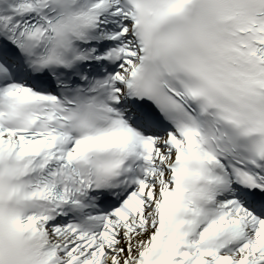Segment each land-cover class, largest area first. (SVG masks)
Returning a JSON list of instances; mask_svg holds the SVG:
<instances>
[{"label": "snow or ice", "instance_id": "1", "mask_svg": "<svg viewBox=\"0 0 264 264\" xmlns=\"http://www.w3.org/2000/svg\"><path fill=\"white\" fill-rule=\"evenodd\" d=\"M0 264H264V0H0Z\"/></svg>", "mask_w": 264, "mask_h": 264}]
</instances>
